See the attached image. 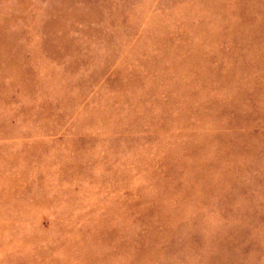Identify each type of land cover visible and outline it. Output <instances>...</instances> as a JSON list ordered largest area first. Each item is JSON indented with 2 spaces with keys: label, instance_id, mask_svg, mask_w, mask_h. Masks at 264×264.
Masks as SVG:
<instances>
[{
  "label": "rangeland",
  "instance_id": "rangeland-1",
  "mask_svg": "<svg viewBox=\"0 0 264 264\" xmlns=\"http://www.w3.org/2000/svg\"><path fill=\"white\" fill-rule=\"evenodd\" d=\"M0 264H264V0H0Z\"/></svg>",
  "mask_w": 264,
  "mask_h": 264
}]
</instances>
